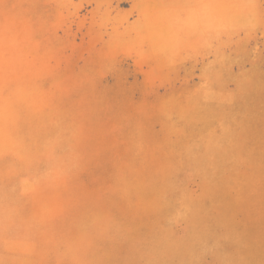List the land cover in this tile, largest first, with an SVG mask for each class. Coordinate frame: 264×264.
<instances>
[{
    "label": "rangeland",
    "instance_id": "rangeland-1",
    "mask_svg": "<svg viewBox=\"0 0 264 264\" xmlns=\"http://www.w3.org/2000/svg\"><path fill=\"white\" fill-rule=\"evenodd\" d=\"M0 264H264V0H0Z\"/></svg>",
    "mask_w": 264,
    "mask_h": 264
},
{
    "label": "bare ground",
    "instance_id": "bare-ground-1",
    "mask_svg": "<svg viewBox=\"0 0 264 264\" xmlns=\"http://www.w3.org/2000/svg\"><path fill=\"white\" fill-rule=\"evenodd\" d=\"M208 7V6H207ZM206 7V8H207ZM203 8H205L204 6H203ZM204 11V10H203ZM208 11V10H207ZM193 12H195V11H193ZM256 12V11H255ZM190 13V12H189ZM192 13V12H191ZM210 15V14H209ZM219 16V15H218ZM197 19V18H196ZM217 19V18H216ZM256 19V18H255ZM162 21V20H161ZM193 21H194V19H193ZM214 21V20H213ZM195 22V21H194ZM193 22V23H194ZM196 23V22H195ZM209 23V22H208ZM189 24V23H188ZM190 25V24H189ZM167 28V27H166ZM173 35V34H172ZM176 35V34H175ZM169 39H170V37H168ZM159 39H161V38H159ZM163 45V44H162ZM166 46V45H165ZM157 52L159 53V51L157 50ZM155 53V52H154Z\"/></svg>",
    "mask_w": 264,
    "mask_h": 264
}]
</instances>
